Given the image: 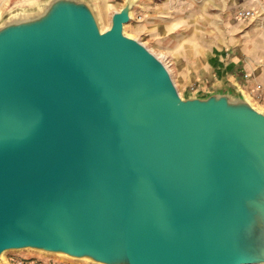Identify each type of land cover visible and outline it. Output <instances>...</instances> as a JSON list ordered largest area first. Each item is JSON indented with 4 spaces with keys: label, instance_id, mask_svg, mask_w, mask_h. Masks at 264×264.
Returning <instances> with one entry per match:
<instances>
[{
    "label": "water",
    "instance_id": "1",
    "mask_svg": "<svg viewBox=\"0 0 264 264\" xmlns=\"http://www.w3.org/2000/svg\"><path fill=\"white\" fill-rule=\"evenodd\" d=\"M91 0L0 18V259L264 264V112L232 86L181 98Z\"/></svg>",
    "mask_w": 264,
    "mask_h": 264
},
{
    "label": "rangeland",
    "instance_id": "2",
    "mask_svg": "<svg viewBox=\"0 0 264 264\" xmlns=\"http://www.w3.org/2000/svg\"><path fill=\"white\" fill-rule=\"evenodd\" d=\"M39 1L27 0L20 5L14 4L10 11L17 8L31 9ZM107 1L116 8L122 7L125 2ZM91 2L99 26H103L101 30L104 31L109 27V18L115 10L107 9L99 0ZM245 2L247 0H137L123 32L141 43L158 60L161 59L181 98L200 96L228 86L219 81L221 74H216L215 70L219 66L217 64L231 57L226 46L227 41L232 39L233 26H244L249 22L259 27L264 25V0L256 1L257 10L247 9L242 5ZM100 5L103 13L101 18L97 14ZM247 11L251 12V16L247 19L239 17V12ZM252 104L262 111L260 106L264 105V97L253 100ZM0 264L91 263L19 250L4 252Z\"/></svg>",
    "mask_w": 264,
    "mask_h": 264
},
{
    "label": "crops",
    "instance_id": "3",
    "mask_svg": "<svg viewBox=\"0 0 264 264\" xmlns=\"http://www.w3.org/2000/svg\"><path fill=\"white\" fill-rule=\"evenodd\" d=\"M26 1L0 0V18L10 11L14 4L20 5ZM256 1L258 2V0H247L242 5L247 9L257 10ZM253 23L233 26L232 39L227 41L226 46L231 57L217 64L219 66L215 70L216 74H221L219 81L232 86L251 104L253 100H259L262 97L257 93L256 86L264 87V25L259 27ZM257 96L260 97L257 98ZM260 107L264 112V105Z\"/></svg>",
    "mask_w": 264,
    "mask_h": 264
},
{
    "label": "bare ground",
    "instance_id": "4",
    "mask_svg": "<svg viewBox=\"0 0 264 264\" xmlns=\"http://www.w3.org/2000/svg\"><path fill=\"white\" fill-rule=\"evenodd\" d=\"M99 2H101L102 4L104 3V6L107 8V9H113V10H115V11H118L121 7H119V8H116L114 5L112 6V4H111V2L110 1H107V0H99ZM102 6L100 5V8H98L97 7V14L99 15V17L101 18L102 16H103V13H102V8H101ZM98 9H101V11L100 10H98ZM101 12V13H100ZM110 18H111V16H110ZM110 18H109V23H110ZM102 25V24H101ZM102 28H104L103 26H101V29ZM161 57H162V55H161ZM159 58V57H158ZM160 59V58H159ZM161 60V59H160Z\"/></svg>",
    "mask_w": 264,
    "mask_h": 264
},
{
    "label": "built area",
    "instance_id": "5",
    "mask_svg": "<svg viewBox=\"0 0 264 264\" xmlns=\"http://www.w3.org/2000/svg\"><path fill=\"white\" fill-rule=\"evenodd\" d=\"M239 17L240 18H242V19H247L249 16H251V12L249 11H247V12H239ZM247 77V76H246ZM256 90H257V93L260 95V96H262V97H264V87H261L260 85H257L256 86ZM259 96V97H260Z\"/></svg>",
    "mask_w": 264,
    "mask_h": 264
}]
</instances>
